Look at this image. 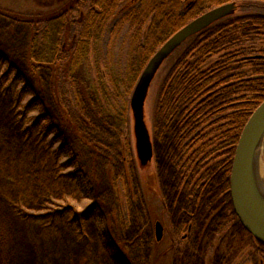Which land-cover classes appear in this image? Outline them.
Instances as JSON below:
<instances>
[{
	"label": "rangeland",
	"instance_id": "obj_1",
	"mask_svg": "<svg viewBox=\"0 0 264 264\" xmlns=\"http://www.w3.org/2000/svg\"><path fill=\"white\" fill-rule=\"evenodd\" d=\"M67 1L0 0V264H264V244L236 219L230 193H223L224 172L215 173L205 186L214 167L196 185L189 182L175 165L176 151L168 147V134L160 126L171 72L182 54L212 31L187 39L151 83L145 121L157 183L149 187L136 150L132 110L128 125L115 130L88 107L93 123L84 124L87 138L109 147L94 153L80 146L84 121L76 120L64 98L55 99L50 72L42 70L37 83L25 58L30 29L22 16L44 15ZM231 2L239 4L241 14H264L262 0ZM133 28L117 27L111 53L123 69L131 56ZM80 76L88 83L85 74ZM57 82L62 97L68 95L67 82L60 76ZM157 220L163 225L160 241Z\"/></svg>",
	"mask_w": 264,
	"mask_h": 264
},
{
	"label": "trees",
	"instance_id": "obj_2",
	"mask_svg": "<svg viewBox=\"0 0 264 264\" xmlns=\"http://www.w3.org/2000/svg\"><path fill=\"white\" fill-rule=\"evenodd\" d=\"M231 1L68 0L44 15L22 16L30 29L25 58L36 74L37 83L42 70L50 72L55 99L62 102L64 98V106L76 111V120L84 121L83 131L79 130L80 146L94 153L109 151L107 145L87 138L86 128L93 123L87 114L88 107L97 110L98 117L105 116L108 120L105 124L115 130L128 125L131 118L128 97L156 50L210 6ZM239 8L236 4L232 14L199 32L212 31L182 54L168 78L160 105V126L168 134V147L176 151L175 165L195 185L213 167L214 173L206 176V183L222 170L223 193L227 195L231 160L241 132L264 100V14H241ZM111 24L114 29L109 36ZM127 24L134 28L130 31L131 56L123 69L115 64L111 52L116 45L117 27L121 31ZM12 70L9 66L7 72ZM81 73L88 83L83 82ZM58 74L68 84V95L64 97L57 85ZM27 87L25 80L23 88ZM85 93L87 99L83 98ZM149 163L143 166L148 186L157 183V175ZM125 180L123 177L122 181ZM126 183L119 185L127 188Z\"/></svg>",
	"mask_w": 264,
	"mask_h": 264
},
{
	"label": "water",
	"instance_id": "obj_3",
	"mask_svg": "<svg viewBox=\"0 0 264 264\" xmlns=\"http://www.w3.org/2000/svg\"><path fill=\"white\" fill-rule=\"evenodd\" d=\"M235 10L228 2L215 6L195 17L170 35L156 50L142 70L130 98L133 115V130L136 150L142 164L153 156V143L145 121V102L149 89L163 63L191 36L201 32ZM264 134V100L252 112L241 132L230 175V196L235 214L243 227L264 244V207L257 202L251 185V170L255 150ZM157 238L160 239L162 224L156 223Z\"/></svg>",
	"mask_w": 264,
	"mask_h": 264
},
{
	"label": "bare ground",
	"instance_id": "obj_4",
	"mask_svg": "<svg viewBox=\"0 0 264 264\" xmlns=\"http://www.w3.org/2000/svg\"><path fill=\"white\" fill-rule=\"evenodd\" d=\"M263 154L264 134L255 150L251 170V185L254 197L257 202L264 207Z\"/></svg>",
	"mask_w": 264,
	"mask_h": 264
},
{
	"label": "flooded vegetation",
	"instance_id": "obj_5",
	"mask_svg": "<svg viewBox=\"0 0 264 264\" xmlns=\"http://www.w3.org/2000/svg\"><path fill=\"white\" fill-rule=\"evenodd\" d=\"M235 7H236V4H235ZM235 11V10H234ZM152 138V137H151ZM152 143H153V140H152ZM154 154V153H153ZM232 162H233V158L231 160V168H232ZM206 183V181L204 182V184ZM232 201V200H231ZM159 220L156 221V223L158 222ZM155 223V225H156ZM162 224V223H161ZM189 228V227H188ZM162 230H163V225H162ZM156 232H157V227H156ZM186 233H188V230L184 233L183 237L186 235ZM157 237V236H156ZM161 238V237H160ZM157 241H160V239L156 238ZM160 261V260H159Z\"/></svg>",
	"mask_w": 264,
	"mask_h": 264
}]
</instances>
